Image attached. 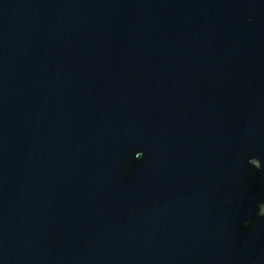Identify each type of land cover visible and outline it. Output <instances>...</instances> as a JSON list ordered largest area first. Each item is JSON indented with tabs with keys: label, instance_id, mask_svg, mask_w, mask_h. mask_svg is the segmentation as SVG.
I'll return each mask as SVG.
<instances>
[{
	"label": "water",
	"instance_id": "95a60500",
	"mask_svg": "<svg viewBox=\"0 0 264 264\" xmlns=\"http://www.w3.org/2000/svg\"><path fill=\"white\" fill-rule=\"evenodd\" d=\"M0 264H264V0H0Z\"/></svg>",
	"mask_w": 264,
	"mask_h": 264
}]
</instances>
